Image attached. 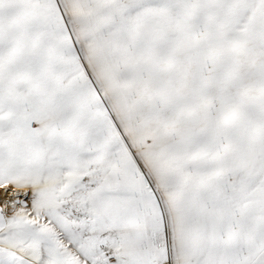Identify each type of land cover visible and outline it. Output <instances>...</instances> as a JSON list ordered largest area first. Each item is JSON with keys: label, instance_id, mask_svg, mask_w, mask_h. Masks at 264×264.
I'll list each match as a JSON object with an SVG mask.
<instances>
[{"label": "snow or ice", "instance_id": "snow-or-ice-1", "mask_svg": "<svg viewBox=\"0 0 264 264\" xmlns=\"http://www.w3.org/2000/svg\"><path fill=\"white\" fill-rule=\"evenodd\" d=\"M0 264H264V0H0Z\"/></svg>", "mask_w": 264, "mask_h": 264}]
</instances>
